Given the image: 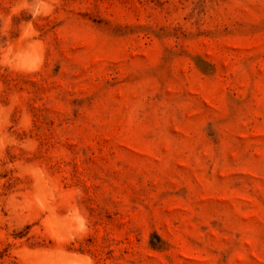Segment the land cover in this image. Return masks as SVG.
Masks as SVG:
<instances>
[{
	"label": "rangeland",
	"instance_id": "374dc122",
	"mask_svg": "<svg viewBox=\"0 0 264 264\" xmlns=\"http://www.w3.org/2000/svg\"><path fill=\"white\" fill-rule=\"evenodd\" d=\"M0 264H264V0H0Z\"/></svg>",
	"mask_w": 264,
	"mask_h": 264
}]
</instances>
